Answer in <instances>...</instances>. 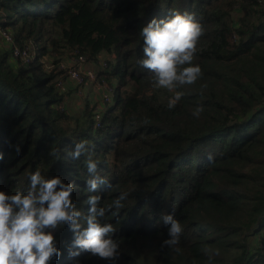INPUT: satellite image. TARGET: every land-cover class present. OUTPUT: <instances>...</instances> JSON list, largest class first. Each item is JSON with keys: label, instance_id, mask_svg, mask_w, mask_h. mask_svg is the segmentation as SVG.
Masks as SVG:
<instances>
[{"label": "trees", "instance_id": "trees-1", "mask_svg": "<svg viewBox=\"0 0 264 264\" xmlns=\"http://www.w3.org/2000/svg\"><path fill=\"white\" fill-rule=\"evenodd\" d=\"M174 12L202 25L193 60L202 76L177 88L183 96L169 109L175 92L156 87L139 63L140 31ZM4 28L39 55L22 62L0 35V191L26 192L36 170L60 176L76 185L84 216L88 196H101V223L113 224L119 242L114 261L73 256V233L60 226L61 255L50 264H264V0H0ZM103 52L111 59L100 74L116 89L98 124L88 98L71 110L56 83L62 61L98 62ZM80 140L109 181L97 193L87 190L86 157L68 156ZM122 192L123 207H109ZM167 214L183 228L173 248L162 246Z\"/></svg>", "mask_w": 264, "mask_h": 264}, {"label": "clouds", "instance_id": "clouds-1", "mask_svg": "<svg viewBox=\"0 0 264 264\" xmlns=\"http://www.w3.org/2000/svg\"><path fill=\"white\" fill-rule=\"evenodd\" d=\"M140 35L143 58L139 63L152 74L156 87L175 92L167 105L172 109L183 96L175 90L195 84L202 76L200 66L193 64L198 41L203 35L202 25L191 14L174 12L167 19L153 18L141 29ZM202 111L203 107L197 106L193 115L198 117ZM15 151L19 153V145L15 146ZM90 151L87 142L80 140L74 143L68 156L74 160L86 157L87 190L97 193L101 185H110L98 174V162L92 159ZM51 154L60 158L58 149ZM28 180L26 192L7 194L0 191V264H50L53 258L61 255L53 230L64 225L73 233L70 255L85 251L104 260L118 258L119 242L112 238L116 228L112 223H101L107 210L100 206L99 194L88 196L90 207L88 215L84 216L72 200L76 190L74 183H65L60 176L45 178L39 170L32 172ZM127 197L128 193L122 192L109 207L120 209ZM162 220L168 231L162 246L173 248L179 243L182 225L174 214L164 215ZM82 223H86V227H82Z\"/></svg>", "mask_w": 264, "mask_h": 264}, {"label": "built area", "instance_id": "built-area-1", "mask_svg": "<svg viewBox=\"0 0 264 264\" xmlns=\"http://www.w3.org/2000/svg\"><path fill=\"white\" fill-rule=\"evenodd\" d=\"M0 35L2 38L12 47V55L15 58H19L24 63H30L33 61L38 60V50L35 49L34 46H26L22 47L15 43L14 37L12 33L7 30L6 28L0 29ZM33 48V49H30ZM42 61L46 64L47 68H51L53 65L50 62H47V60L42 59ZM67 66H69L68 75L71 81L74 83V89L76 91L77 95H82V86L88 83H92L94 87H96L99 91L102 93V98H106L108 101L111 100L112 92L114 90L113 84L109 81H101L99 79V75L101 71L106 70L108 68V64L106 61L102 62L101 68L99 70L92 69V68H84L85 63L87 62V58L83 55L74 56L72 58H68L67 60L62 61L61 63H65ZM61 65V64H60ZM62 67H65L62 65ZM57 86L62 91H68V89L65 86V80L64 77H59L57 79ZM72 88V87H71ZM80 93V94H78ZM104 109L98 110L95 114L96 120L99 121L102 116V111Z\"/></svg>", "mask_w": 264, "mask_h": 264}, {"label": "rangeland", "instance_id": "rangeland-1", "mask_svg": "<svg viewBox=\"0 0 264 264\" xmlns=\"http://www.w3.org/2000/svg\"><path fill=\"white\" fill-rule=\"evenodd\" d=\"M30 45L34 46L35 49H36V46L34 44H30ZM30 49H33V48L30 47ZM110 59H111V56L107 52H103L102 54H100L98 62L97 61H89L87 59V62L85 64L88 63V66L91 67L92 69L99 70L101 68L102 62H104V61L108 62ZM91 63H93V64H91ZM62 65H64L65 67H62ZM66 68L69 69V66H67L66 62L65 63H61V65L59 66V70L66 69ZM63 77H64V80H65V86L68 89L67 93L70 92V99L68 101L69 109L77 111L78 104H83V100L86 98V96H89V94H90L89 91H88L89 90V85H87V84L83 85L82 86L83 89H82V93H81L82 95L78 96V95H76L75 89L73 88L74 87V83L69 78V75L67 74V72L64 74ZM98 80H101V81L106 80L107 81L106 76L104 74H102V73L99 75V79ZM111 82H112L114 90H115L116 89V80H112ZM92 91L97 95V98L95 99V101L92 102L95 105V114H96V112L98 110L102 109V107L99 104L100 101H102L105 104V107L107 106V104L113 102L112 97H111V100H109V101L106 98H104V97L102 98L101 91H99L96 87H93ZM78 94H80V93H78ZM112 96H113V92H112Z\"/></svg>", "mask_w": 264, "mask_h": 264}, {"label": "crops", "instance_id": "crops-1", "mask_svg": "<svg viewBox=\"0 0 264 264\" xmlns=\"http://www.w3.org/2000/svg\"><path fill=\"white\" fill-rule=\"evenodd\" d=\"M91 64H93V63H91ZM84 68H91V67H89L88 63H87V64L84 65ZM87 85H89V90L88 91H89L90 94H89V96H86V98H88L91 102H94L95 99L97 98V95L92 91L94 86H93L92 83H88ZM99 104L102 107V109L105 107V104L102 101H100ZM80 106H81V104H78L77 108H80Z\"/></svg>", "mask_w": 264, "mask_h": 264}]
</instances>
